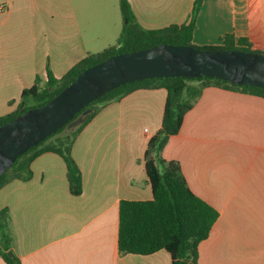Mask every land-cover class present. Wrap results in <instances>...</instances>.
<instances>
[{
  "label": "crops",
  "instance_id": "1",
  "mask_svg": "<svg viewBox=\"0 0 264 264\" xmlns=\"http://www.w3.org/2000/svg\"><path fill=\"white\" fill-rule=\"evenodd\" d=\"M119 2L0 0V117L48 69L61 78L113 46L122 30ZM129 2L138 25L154 30L187 23L195 0ZM227 34L264 52V0H205L193 43L219 45ZM166 97L165 89L133 91L83 129L72 148L81 195L70 192L66 163L52 152L32 162L30 180L0 189L21 264H173L166 250H118L120 202L153 198L144 156L162 126ZM161 155L179 162L190 189L219 212L197 264H264V98L204 89Z\"/></svg>",
  "mask_w": 264,
  "mask_h": 264
},
{
  "label": "trees",
  "instance_id": "2",
  "mask_svg": "<svg viewBox=\"0 0 264 264\" xmlns=\"http://www.w3.org/2000/svg\"><path fill=\"white\" fill-rule=\"evenodd\" d=\"M205 0H195L187 23L172 24L162 29H144L138 25L129 0H120L124 25L117 44L98 53H90L75 64L64 76L57 78L48 69L47 79L36 78L35 84L22 92L17 109L0 117V126L11 122L27 110L45 105L70 85L85 69L105 61L113 55L130 53L160 44L188 45L200 49H235L255 51L246 38L236 39L227 34L222 44L197 46L193 43L198 16ZM216 87L232 92L264 98V89L240 86L216 78H152L134 81L106 93L88 104L67 125L51 134L46 140L17 157L13 167L0 176V189L14 180L32 178V162L42 154H58L67 167L70 192L82 194V173L73 158L72 148L78 135L113 102H119L133 91L165 89L167 97L160 130L150 138L144 156L146 174L152 188L151 200H122L119 204V253L151 255L166 250L173 264H197L201 242L206 240L219 218V212L188 186L179 162L166 160L161 153L171 136L180 133L183 119L204 89ZM88 109V119L72 127L71 123ZM67 130V133H64ZM16 242L8 209L0 211V257L5 264H21L16 253ZM12 253V255H10Z\"/></svg>",
  "mask_w": 264,
  "mask_h": 264
},
{
  "label": "water",
  "instance_id": "3",
  "mask_svg": "<svg viewBox=\"0 0 264 264\" xmlns=\"http://www.w3.org/2000/svg\"><path fill=\"white\" fill-rule=\"evenodd\" d=\"M216 78L264 89V54L235 49H200L160 44L110 58L83 70L45 105L0 126V176L17 157L71 122L88 104L122 85L152 78ZM91 110L71 123H84ZM12 255V253H10Z\"/></svg>",
  "mask_w": 264,
  "mask_h": 264
},
{
  "label": "rangeland",
  "instance_id": "4",
  "mask_svg": "<svg viewBox=\"0 0 264 264\" xmlns=\"http://www.w3.org/2000/svg\"><path fill=\"white\" fill-rule=\"evenodd\" d=\"M119 8L117 9V18H119V22L122 24V28H123V25H124V19H123V17H122V14H121V10H120V2H119ZM121 29V28H120ZM122 31V30H121ZM121 34V33H120ZM111 36H112V34H111ZM120 36V35H119ZM113 42L112 43H114L113 44V46L114 45H116L117 43H115L116 42V38H114V35H113ZM99 47H101V46H99ZM64 133H67V130L64 132Z\"/></svg>",
  "mask_w": 264,
  "mask_h": 264
},
{
  "label": "built area",
  "instance_id": "5",
  "mask_svg": "<svg viewBox=\"0 0 264 264\" xmlns=\"http://www.w3.org/2000/svg\"><path fill=\"white\" fill-rule=\"evenodd\" d=\"M5 9V6H0V11H4Z\"/></svg>",
  "mask_w": 264,
  "mask_h": 264
}]
</instances>
